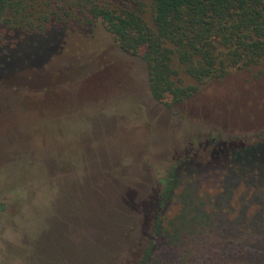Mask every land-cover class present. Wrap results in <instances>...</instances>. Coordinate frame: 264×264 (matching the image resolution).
<instances>
[{"label": "trees", "instance_id": "16d2710c", "mask_svg": "<svg viewBox=\"0 0 264 264\" xmlns=\"http://www.w3.org/2000/svg\"><path fill=\"white\" fill-rule=\"evenodd\" d=\"M113 1L0 0V60H3L0 63V260L29 264L64 262L58 248V244H64L62 230L75 225L87 232H80L82 245L74 254V264L84 261L86 244L93 237L97 244V239L103 236L108 237L117 252L101 257L104 260L100 264H178L180 245L186 244V240L180 239L182 232L208 225L210 218L199 201L187 204L201 209H193L194 217L202 221L200 224L194 225L184 214L167 215L166 206L173 199L177 181L176 170L181 162L188 161L176 159L165 176L149 187L139 183L123 167V145L116 164H110L105 172H94L92 164L85 160V154L91 153L95 157L93 161L101 159L99 148L83 149L78 154L68 151L67 168L63 169L60 150L47 153L32 149L37 143L54 147L63 137L58 120L50 124L43 118L45 104L57 94L56 84L51 82L54 76L46 72L48 64L34 65V60L42 54L31 50L36 42L56 36L58 45L64 42L66 46L54 54L85 58L90 55L84 51L93 53L91 32L99 25L125 55L144 62L148 95L144 94L142 100L131 88L132 92L125 95L126 102L113 103L111 110L96 113L93 105L80 107L94 125L107 122L104 131L108 133L112 131L108 129L109 122L117 128L116 120H111V111L114 115L137 113L140 101L162 106L180 104L206 81L257 65L264 59V0H148L147 7L141 4L142 0H117V5ZM140 10L148 14L149 24ZM78 42H87L90 47H83L80 52L75 49ZM22 46L32 52L28 60L4 71L9 54ZM87 61L77 60L83 66ZM175 67L193 85L177 80ZM24 70L29 74L26 79L12 75ZM20 82L26 83V87ZM34 91L41 96L21 94ZM78 127L88 126L84 122ZM46 128L50 139L44 138ZM206 146L211 168L219 166L216 170L219 182L207 194L209 201L220 203L224 196L226 207L234 216L224 217L222 230L217 228L215 241H211L223 251H214L218 247L213 245H207L211 249L208 250L203 242L199 250L191 251L193 256L202 257L201 262L192 264H264V137L248 144L237 138L235 142H220L209 137ZM102 149L105 156L109 154L106 148ZM69 182L80 197L78 216L72 219L63 213L65 202L70 203L67 196L72 189L65 187ZM184 205L180 207L181 213ZM216 207L220 213L219 205ZM71 211L72 207L67 212ZM219 219L215 220L217 227H220ZM55 227L60 228V233ZM197 233L189 232L188 237L200 243L196 238L198 235L203 238L202 230Z\"/></svg>", "mask_w": 264, "mask_h": 264}, {"label": "rangeland", "instance_id": "374dc122", "mask_svg": "<svg viewBox=\"0 0 264 264\" xmlns=\"http://www.w3.org/2000/svg\"><path fill=\"white\" fill-rule=\"evenodd\" d=\"M113 4L117 5V0L113 1ZM141 4L147 7L148 0H142ZM130 7L133 6L130 5ZM138 12L149 24L148 14L144 13V10ZM91 36L93 37L90 42L94 46L93 53L86 54L84 51L85 55H90L84 56L85 58L60 57V53L54 54L66 46L64 42H60L58 45L56 36H48L45 40L36 42L35 49L31 50L42 54L34 60V65L48 64L46 72H50L54 76L51 82L56 84L57 94L45 104L46 113L43 114V118L48 119L47 123L58 120L59 133L63 137L60 140L61 143L54 147L37 143L32 149L47 153H51L53 149L60 150L59 158L62 159L60 168L63 169L67 168L65 161L69 158L66 156L68 151H76L78 154L83 149L91 151L93 148H99L101 153L98 156L101 159L93 161L95 157L91 153L92 155L85 154V160L89 162V165L92 164L94 172H105L104 169H108L110 164H116L120 146L123 145L125 151H123L125 156L121 159L123 167L135 175L139 183H146L149 187L152 182L154 184L165 176L167 169L175 165L176 159L181 158V161H188V163L181 162L176 170L177 181L173 188V199L166 206L167 215L173 217L184 214L186 220L192 219L194 225L195 222L200 224L202 221L194 217V208L191 204H187L189 201H193L192 204L199 201L202 202L201 207L210 219L208 225L195 226L194 230L182 232L180 239L186 240V244L180 245L178 264L200 263L202 257L193 256L191 251L199 250L203 242L208 250H211L210 246L213 245L218 247V250L214 251L220 253V250L223 251L221 246L211 243V241H215V234L222 230L223 225L221 226V224H223L224 217L231 218L234 214L231 209H227L224 196L220 203L216 200L218 204L209 201L207 194L214 190L213 188L219 182H217L218 176H216L219 174L216 172L219 166L211 168L208 162L206 143L209 137L220 142L227 140L235 142L237 138L239 141H244L245 144L253 143L264 137V59L255 66L231 72L224 78L206 81L192 97L180 104L171 103L169 106H162L140 101L139 107L141 108L137 113L114 115L111 111V120H116L117 128L109 122L110 128L108 129L112 131L105 133L107 122L101 121L97 126L94 125L92 120L87 119L89 116L81 108L93 105L96 113L102 109L111 110L114 108L113 103L122 105L126 102L125 95L132 92L131 88L134 95L142 100L144 94L148 95L146 70L144 62L138 57L125 55L112 41L110 35L99 25L93 27ZM78 43V47L75 49L80 52L83 51V47H90L87 42ZM24 48L25 50L23 46L19 47L9 54L10 60L3 67L4 71L13 69L25 59L28 60L31 51L28 52V47ZM19 52L21 55L18 54ZM78 59L88 60V64L80 65L82 63L77 62ZM90 61L92 64H89ZM1 62H3L2 59ZM55 62L57 63L55 64ZM174 63L176 62L173 61ZM100 64L103 66L102 69ZM174 69L178 71L177 80H181L184 85H193V82L182 74L178 67ZM26 71L28 70L18 73L15 71L16 73L11 74L21 80L28 78L29 74ZM19 84L26 87V83L20 82ZM72 84L74 86L71 90ZM117 85L121 87H115ZM37 92H21V94L40 97V93ZM84 122L88 127L79 128L78 126ZM45 132L44 138L50 139L49 129L46 128ZM103 147L109 153L106 156ZM193 171L196 172V175L193 174ZM69 183L65 187L72 189L71 194L68 193L69 196H67L70 203L65 202L63 213L72 219L73 216H78L77 208L80 197L79 192H74L72 183ZM96 196L99 198L98 195ZM139 197L143 198L142 195ZM230 198L232 197L230 196ZM63 199L65 200L64 197ZM183 205L186 207L181 213L180 207ZM217 205L221 209L220 213H218ZM71 207L73 211L67 212ZM200 210L199 208L194 209V211ZM235 211L238 212L239 209L236 207ZM217 218H221L220 222L218 221L220 227L216 226ZM55 229L60 233V228L55 227ZM201 230L203 238L198 235ZM62 231L64 244H58V248L59 252L64 255V262L60 260L57 264H74V260L76 261L74 254L77 248L82 245L80 232L85 231L86 233L87 231L79 230L75 228V225H70L68 230ZM189 232H198L196 239L200 243L192 241V238L188 237ZM137 234L135 235L137 236ZM82 238L85 237L82 236ZM94 238L91 243L86 244L87 252L84 261L76 264H92V262L100 264L104 260L101 257L116 251L109 244L107 236L98 238L97 244H95ZM178 244L179 242L176 243L177 246ZM157 246H155V251ZM175 247L171 251L174 252ZM166 250H168L167 246ZM155 251L153 249L152 254L155 255ZM156 261L159 262V259ZM0 264L29 263L17 260H0Z\"/></svg>", "mask_w": 264, "mask_h": 264}, {"label": "flooded vegetation", "instance_id": "af4514ba", "mask_svg": "<svg viewBox=\"0 0 264 264\" xmlns=\"http://www.w3.org/2000/svg\"><path fill=\"white\" fill-rule=\"evenodd\" d=\"M136 195L139 196V195L137 194V192H136ZM141 200H142V199H140L138 202H140Z\"/></svg>", "mask_w": 264, "mask_h": 264}]
</instances>
